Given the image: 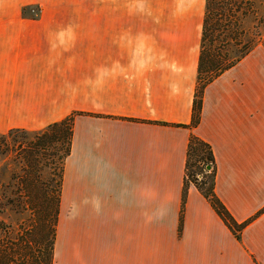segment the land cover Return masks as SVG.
Wrapping results in <instances>:
<instances>
[{
	"label": "crops",
	"instance_id": "1",
	"mask_svg": "<svg viewBox=\"0 0 264 264\" xmlns=\"http://www.w3.org/2000/svg\"><path fill=\"white\" fill-rule=\"evenodd\" d=\"M147 1L97 23L0 0V134L73 115L52 264H264V42L205 86L192 127L205 0ZM192 134L239 239L192 183L182 200Z\"/></svg>",
	"mask_w": 264,
	"mask_h": 264
},
{
	"label": "trees",
	"instance_id": "2",
	"mask_svg": "<svg viewBox=\"0 0 264 264\" xmlns=\"http://www.w3.org/2000/svg\"><path fill=\"white\" fill-rule=\"evenodd\" d=\"M258 10L260 12L258 16ZM252 17L254 19V29L263 27V31L256 30V36L254 39L259 40L264 35V0H205V10L202 22V37L199 51L198 69L196 77V87L193 99L192 114L190 126H196L200 119L202 93L205 86L212 81L213 78L221 74L233 66L241 57H243L254 46V40L246 38L247 32L242 28V24L245 19ZM247 39L243 42V39ZM216 43V44H215ZM228 45H233L238 48V54L234 58H229L227 55ZM202 75L205 78H202ZM73 127V115L54 122L48 125L40 133L33 132L34 138L32 141H26L25 135L28 131L24 130H10L7 133L20 132L21 139H25V143L28 144V148L32 149L28 157L36 161V157L41 155L49 156L51 158V165H57V185L56 189L50 187L45 195L50 197L53 195V214H52V227L49 232V239L47 243H44L47 253L44 257V263L37 262L38 258H34L35 261L30 264H52L53 263V244L55 239V228L57 222L58 202L61 189V179L63 172V164L66 157L70 153L71 138ZM4 134L1 135L2 143L4 146H8ZM24 137V138H23ZM34 141V142H33ZM36 141V142H35ZM55 145L58 149L56 152L60 153L56 158ZM36 150V151H34ZM42 150V152H38ZM44 151H47L46 153ZM204 166H199L200 172L202 169L204 172H208L209 181L203 180V177L198 175L193 168L199 163ZM209 166V169L206 167ZM28 175L33 173L26 172ZM36 177V175H33ZM214 176H215V162L211 147L204 140L198 136L192 134L189 137L186 152L185 163V179L182 192V200L186 195V189L189 183H192L198 191L210 202L216 213L220 216L222 221L232 231L234 236L239 239L240 232L245 226L246 222L237 223L230 215L225 206L221 203L214 192ZM199 179V180H198ZM28 183L27 194H33L32 186L33 181ZM46 191V190H45ZM13 195H17V191L12 192ZM20 195V194H19ZM8 203H11L8 201ZM5 264H28L26 263V257L19 259L15 255L3 256ZM28 258V257H27ZM28 262V261H27Z\"/></svg>",
	"mask_w": 264,
	"mask_h": 264
},
{
	"label": "rangeland",
	"instance_id": "3",
	"mask_svg": "<svg viewBox=\"0 0 264 264\" xmlns=\"http://www.w3.org/2000/svg\"><path fill=\"white\" fill-rule=\"evenodd\" d=\"M146 3H148L147 0H28L26 10L28 16L36 18L39 15L40 5L41 7L45 5L79 6L80 8L73 9L75 11H85L83 6H86V13L78 14L86 15V22L95 21L98 23L99 16L104 15V13H100L101 4L132 7L134 4ZM88 10H94L95 12H88ZM259 14L258 10V16ZM253 25L254 19L250 17L244 20L242 28L247 32L246 38L254 40L253 45L255 46L261 41L264 42V35L259 40L254 39L256 30L262 32L263 27L254 29ZM246 41L247 39L244 38L243 42ZM227 48L229 58H234L238 54V48L235 46L228 45ZM203 77L205 78L204 75H202ZM22 134L17 131L10 133V135L4 134L8 144L7 147L3 145L0 135V264L6 263L3 256L7 255H15L19 259L26 257L25 260L28 264L35 261L34 258H38L37 262L44 263V257L47 253L44 251V243H47L52 227L51 221L54 208L50 199L53 195L48 197L45 192L50 187L56 189L57 165H51L52 157L49 156L42 158L41 155H38L36 161L30 159L28 155L32 149L28 148V144L25 142L35 140V138L33 132H29L24 136L25 141V139H21ZM55 146L54 150L56 152L58 147ZM38 152H42V150ZM56 153L57 158L60 153ZM196 166L193 170L200 175V179L202 176L203 180L208 182L209 173L204 172L203 169L201 173L200 168H198L204 165L200 162ZM206 169H209V166ZM26 172L33 173L36 177L30 176ZM30 180L33 181V186L30 188L33 194L28 196L26 192L29 190L27 186L31 182ZM13 191H17V195H13ZM8 201L11 203H8Z\"/></svg>",
	"mask_w": 264,
	"mask_h": 264
}]
</instances>
